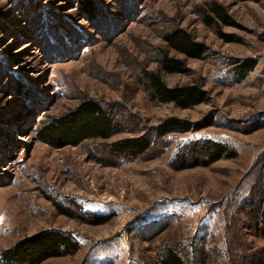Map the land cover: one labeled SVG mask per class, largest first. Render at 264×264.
I'll use <instances>...</instances> for the list:
<instances>
[{"label": "rangeland", "instance_id": "374dc122", "mask_svg": "<svg viewBox=\"0 0 264 264\" xmlns=\"http://www.w3.org/2000/svg\"><path fill=\"white\" fill-rule=\"evenodd\" d=\"M211 1L238 24L222 26L238 42L205 23ZM93 2L90 17L80 0H0V250L52 228L80 249L41 264H156L166 247L187 262L264 264V0ZM176 27L208 49L187 59L186 73L163 74L170 86L207 90V102L187 109L152 101L141 83L158 67L164 32ZM246 57L257 66L236 84L231 62ZM83 98L109 107L121 131L77 146L38 139L45 122ZM171 117L214 124L157 134ZM142 134L152 139L143 155L112 153L113 142ZM205 140L225 144L230 157L204 164L188 145ZM93 214L111 217L81 219Z\"/></svg>", "mask_w": 264, "mask_h": 264}, {"label": "trees", "instance_id": "16d2710c", "mask_svg": "<svg viewBox=\"0 0 264 264\" xmlns=\"http://www.w3.org/2000/svg\"><path fill=\"white\" fill-rule=\"evenodd\" d=\"M261 2L263 0H239ZM86 16L96 12L93 0H80ZM205 23L212 27L215 33L225 42H238L233 33L223 32L222 26H237L227 8L216 1L208 3L203 10ZM164 47L159 48L158 67L154 70H144L141 73V83L148 97L158 103H172L177 107L187 109L209 100V93L201 84L168 85L163 74L186 73L187 59H202L208 51L206 44L197 41L186 29L176 27L164 32ZM173 52V54L171 53ZM231 62L234 83L247 79L257 66L254 57L235 58ZM22 86L16 85V93H23ZM21 90V91H20ZM214 122L205 117L197 121H188L177 117L166 119L155 127L156 133L167 135L198 131ZM121 131L115 113L100 101L93 98H83L67 111L51 117L38 130V139L54 147L77 146L86 140H105ZM152 145L151 136L139 135L115 141L110 148L112 153L127 157H138L148 151ZM190 152H201L207 158L204 164H210L222 157H230L225 144L213 140L196 141L188 145ZM198 159V158H197ZM200 162L195 159L194 164ZM62 213L73 216L62 210ZM111 214H93L90 218H81L90 224L106 223ZM259 226L264 232V204L258 212ZM80 249V243L68 232L58 229H42L33 234L18 239L13 245L0 250V264H41L45 260L62 255H73ZM156 264H204L202 260L187 262L175 248L166 247L156 257Z\"/></svg>", "mask_w": 264, "mask_h": 264}]
</instances>
